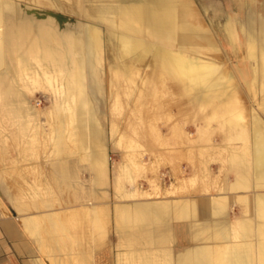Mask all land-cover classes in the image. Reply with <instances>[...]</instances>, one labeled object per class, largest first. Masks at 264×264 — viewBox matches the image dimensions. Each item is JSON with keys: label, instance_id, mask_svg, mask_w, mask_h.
I'll return each mask as SVG.
<instances>
[{"label": "rangeland", "instance_id": "rangeland-1", "mask_svg": "<svg viewBox=\"0 0 264 264\" xmlns=\"http://www.w3.org/2000/svg\"><path fill=\"white\" fill-rule=\"evenodd\" d=\"M1 2L0 179L29 172V189L10 192L29 203L45 264H175L172 221L133 217L135 203L180 199L245 149L261 111L264 0ZM130 3L142 10L136 21ZM134 42L197 68L198 87L150 55L133 64ZM57 163L61 189L42 183Z\"/></svg>", "mask_w": 264, "mask_h": 264}, {"label": "crops", "instance_id": "crops-1", "mask_svg": "<svg viewBox=\"0 0 264 264\" xmlns=\"http://www.w3.org/2000/svg\"><path fill=\"white\" fill-rule=\"evenodd\" d=\"M1 3L0 31L6 7ZM260 70L256 80L261 111L256 123L246 127L245 149L232 151L229 161H216L210 181L182 189L180 199L135 203L133 217L172 221L181 248L175 264H264V59ZM102 159L96 162L100 169ZM91 173L86 183L94 190L99 181ZM45 178L43 184L61 189V163L54 164ZM30 184L24 168L19 172L7 168L4 185L0 179V190H6L0 194V264H45L37 241L30 236L29 217L34 215L29 203L15 201L10 192L27 190Z\"/></svg>", "mask_w": 264, "mask_h": 264}, {"label": "bare ground", "instance_id": "bare-ground-1", "mask_svg": "<svg viewBox=\"0 0 264 264\" xmlns=\"http://www.w3.org/2000/svg\"><path fill=\"white\" fill-rule=\"evenodd\" d=\"M123 5H127V7H124L125 9H123L124 11L127 9L129 10L128 11L129 12L128 21L129 20L136 21L140 18V15L142 13L140 6L135 5L134 3L122 4V6ZM101 17L107 22L109 29H110V36L113 37L112 39L115 40L116 42L115 44L116 46L114 48L115 54H119L121 39L118 36V34H115L112 31L113 27L115 26V22L110 17H108V15H103ZM128 21H125V24L122 25L124 28L128 27V24H129ZM88 50L93 52V45L91 41L87 48V51ZM125 53H126V56H129L132 59L131 61L133 64H136L137 62H142L144 60V57H146L147 55H150V59L153 62V64L158 63L160 65L162 63L161 66L163 65V67H165V70H167L169 74L171 73L179 82L186 84L188 88L196 89L199 85V73H198L197 68L191 67V68L186 69L181 59H175L172 56H170L168 53L149 48L140 42H134L132 45L128 47ZM138 64L139 63H137V65Z\"/></svg>", "mask_w": 264, "mask_h": 264}]
</instances>
